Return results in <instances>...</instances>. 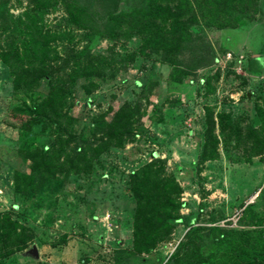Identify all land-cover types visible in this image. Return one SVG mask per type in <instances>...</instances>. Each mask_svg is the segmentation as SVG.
<instances>
[{
  "label": "rangeland",
  "instance_id": "obj_1",
  "mask_svg": "<svg viewBox=\"0 0 264 264\" xmlns=\"http://www.w3.org/2000/svg\"><path fill=\"white\" fill-rule=\"evenodd\" d=\"M0 3L15 15L25 5ZM89 3L86 30L73 31L59 6L39 22L57 37L47 39L53 52L68 44L103 57L96 74L64 88L56 118L32 120L47 79L27 90L0 62V215L25 228L0 264H231L264 229V0L236 28L192 25L211 62L186 74L147 54L136 36L98 35ZM145 6L121 0L124 11ZM111 136L119 142L108 144ZM64 151L68 160L85 156L88 170L38 172L42 158L62 161ZM156 160L176 181L177 215L187 222L171 220L167 239L145 252L133 243L130 177Z\"/></svg>",
  "mask_w": 264,
  "mask_h": 264
},
{
  "label": "trees",
  "instance_id": "obj_2",
  "mask_svg": "<svg viewBox=\"0 0 264 264\" xmlns=\"http://www.w3.org/2000/svg\"><path fill=\"white\" fill-rule=\"evenodd\" d=\"M89 2L97 13L94 20L97 22L92 25L101 29L96 31L98 35L113 42L136 36L147 54H159L162 63L182 74L211 62L207 61L206 45L201 37L191 33L192 25L217 30L236 28L240 21L252 20L260 10L259 0H146L144 9L129 11L121 9V0H11V9L25 3L23 10L15 15L0 3V62L8 67L16 85L27 90L34 89L42 78L47 79L48 95L41 102L43 105L34 108L32 120L56 118L64 88L79 78L96 74L103 64L102 56L86 48L76 50L66 44L63 55L53 52L56 45L48 44L47 39L52 36V42H56L57 37L48 35L50 31H45L39 23L44 12L59 6L65 20L75 27L73 31L86 30V21L92 18ZM31 21H34L32 26ZM257 114L260 116L258 130L262 132L264 112L257 108ZM119 139L111 136L107 143L119 142ZM61 154H64L62 161L58 157L50 164L48 157L42 158L38 172L49 174L53 167L73 173L88 170L85 156L68 160L65 151ZM161 163L153 161L130 177V190L137 201L133 243L145 252H150L158 241L167 239L175 225L171 220H178L175 223L179 224L187 222L185 217L177 215L176 197L180 190L173 178L164 175ZM155 216L159 218L155 223L160 225L153 223ZM24 231L9 214L0 215V256L11 246L20 244ZM150 241L151 245L145 244ZM232 254L231 264H264V229L259 231V239L250 248L238 247Z\"/></svg>",
  "mask_w": 264,
  "mask_h": 264
},
{
  "label": "crops",
  "instance_id": "obj_3",
  "mask_svg": "<svg viewBox=\"0 0 264 264\" xmlns=\"http://www.w3.org/2000/svg\"><path fill=\"white\" fill-rule=\"evenodd\" d=\"M255 264V263H254Z\"/></svg>",
  "mask_w": 264,
  "mask_h": 264
}]
</instances>
